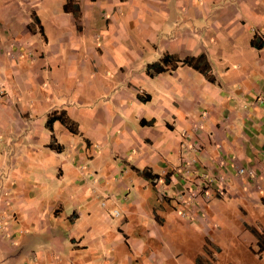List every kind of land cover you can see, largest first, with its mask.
<instances>
[{"label":"crops","instance_id":"0c3cea01","mask_svg":"<svg viewBox=\"0 0 264 264\" xmlns=\"http://www.w3.org/2000/svg\"><path fill=\"white\" fill-rule=\"evenodd\" d=\"M66 1L0 0V264L31 235L46 248L7 264H195L191 232L213 241L223 228L252 234L247 249L245 237L230 244L260 264L264 217L243 211L264 213V188L243 184L227 202V184L199 188L245 167L264 180V0H71L78 21ZM201 54L213 83L185 65L145 72L163 55ZM53 112L76 133L48 130ZM196 124L190 179L183 150Z\"/></svg>","mask_w":264,"mask_h":264},{"label":"rangeland","instance_id":"374dc122","mask_svg":"<svg viewBox=\"0 0 264 264\" xmlns=\"http://www.w3.org/2000/svg\"><path fill=\"white\" fill-rule=\"evenodd\" d=\"M66 3V2H65ZM180 66V65H177ZM205 115L204 113L200 114L199 118L202 119L204 118ZM66 129V128H65ZM193 129V133L191 135V141L190 144H188L187 147H185V150H187L188 155L185 158V163H187L188 166H190L191 168V172L190 171H186V174H181L184 177H189L190 179L191 176L198 174L199 175V168L197 166V156L198 153L201 150V144L199 142L201 135L197 134L198 132H202L203 128L201 127V124H196L195 126L192 127ZM215 148V151L219 154V156H215L218 160V158L220 157V152H221V145L220 144H215L213 145ZM95 149V148H94ZM74 154V153H73ZM220 160V158H219ZM85 162V160H84ZM218 164H220L221 168H224L226 166V161L225 162H219ZM246 169L244 170L243 174L241 176H236L234 173L228 175L226 178V183L224 182V185L226 186L227 184V188L225 191V193H222L220 196H222V200H224L223 202H227V201H231L232 198L229 195V192H235L234 189L239 188V186H243V184H247L249 186V188H251L252 190H254V192L256 194H260L259 190L260 188H264V180H263V175L260 174L263 173V171H259V172H255L253 169H251V171L247 168L249 167H245ZM234 174V175H233ZM232 176V177H231ZM211 178H213V176H210ZM203 178V176H202ZM195 179V178H194ZM185 180V179H184ZM206 181V178L204 177V179L201 180L202 185H200L199 190L204 186L203 183ZM203 182V183H202ZM231 183L230 187L229 184ZM205 184V183H204ZM182 191L184 193H186L187 191L189 192V190H191V184H189L187 181H184L183 184L181 185ZM185 186L189 187L190 189H186ZM180 191L178 194V197H181L183 200L186 199L184 193ZM261 193L264 194V192L262 191V189H260ZM201 192V191H200ZM202 193V192H201ZM181 194V196H180ZM199 194V193H198ZM200 195V194H199ZM198 196L197 194H195L194 192L192 193V197H196ZM211 193L210 191H206L205 193H202L200 195L202 202L207 203L210 199ZM199 197V198H200ZM248 199L252 200L253 198H251V195L247 197ZM264 198V197H263ZM193 200H191V202H193ZM261 203L259 204V207L261 205V207L264 208V199L260 198ZM185 203L184 201H181V206H183ZM226 205H228V203H226ZM254 208V207H253ZM212 210L214 211V206H212ZM264 211V210H263ZM244 214H249V215H254V216H258V217H264V213L263 214H257L255 211H252L251 209H244ZM264 221V220H263ZM261 225V241H260V248H264V222H260ZM238 232H230L228 228H223V229H218L216 230L215 233V237H218V240H213V241H207L204 236L199 235V234H194V232H191V263L193 262V260L195 259V264H249L250 263V250L249 252L244 251V252H240V249L238 250H234L232 249V246L230 244V242L233 241H238L241 242V239L243 237H245L247 239V243L244 244L243 249H247V247L249 248V245L251 243V241L253 239L252 234H242L237 236ZM232 236H231V235ZM40 238V239H39ZM1 243H3V245L6 247V244L8 245V242H5L4 240H1ZM206 244V245H205ZM10 246L8 248V251H6L5 253H7L8 255H10L9 257V262L7 263H16V261H23V260H27L29 259L30 261L33 260V255L35 254L34 252L40 249H44L46 248L45 246H47V242L45 241V239H42V237L40 236H24L22 239H15V241L13 242L12 245H8ZM252 251H255L257 249V247L254 246V244L252 245ZM260 264H264V261L260 262Z\"/></svg>","mask_w":264,"mask_h":264},{"label":"trees","instance_id":"16d2710c","mask_svg":"<svg viewBox=\"0 0 264 264\" xmlns=\"http://www.w3.org/2000/svg\"><path fill=\"white\" fill-rule=\"evenodd\" d=\"M63 11L70 13L75 21L79 19V8L76 5L71 3V0H67L63 5ZM251 45L253 42L251 41ZM177 65H185L192 68L194 71L201 74L209 83H213L214 79L210 73V66L204 55H198L196 57H186L181 60L176 59L173 56L163 55L158 62L149 64L145 67V72L147 75H156L167 70H173ZM59 122L69 133L75 134L76 128L75 125L67 119L63 112H59L56 115L54 112L50 113L45 122V127L50 130L53 122ZM48 148L55 153L61 152V147L54 143V138L51 137ZM136 173L139 177L143 179L150 180L154 184L158 180L157 175H153L149 170H136Z\"/></svg>","mask_w":264,"mask_h":264},{"label":"built area","instance_id":"2783aa9c","mask_svg":"<svg viewBox=\"0 0 264 264\" xmlns=\"http://www.w3.org/2000/svg\"><path fill=\"white\" fill-rule=\"evenodd\" d=\"M243 172H244V169L243 168H238V169H235V171H234V174L236 175V176H241L242 174H243ZM206 181L207 182H204L205 183V186L206 185H209V184H213L214 183V181L215 182H217V188H218V190H220V191H222L225 187H224V182H225V179L224 178H221V177H219V178H217V179H215V177H213V178H206ZM114 216H116L117 215V213L116 212H113L112 213Z\"/></svg>","mask_w":264,"mask_h":264}]
</instances>
